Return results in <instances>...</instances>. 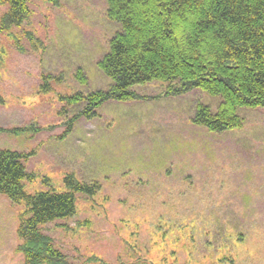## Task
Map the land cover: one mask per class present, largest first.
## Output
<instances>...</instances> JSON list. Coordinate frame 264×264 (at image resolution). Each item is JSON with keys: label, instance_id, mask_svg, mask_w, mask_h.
<instances>
[{"label": "rangeland", "instance_id": "1", "mask_svg": "<svg viewBox=\"0 0 264 264\" xmlns=\"http://www.w3.org/2000/svg\"><path fill=\"white\" fill-rule=\"evenodd\" d=\"M28 4L29 23L0 34V128L15 129L0 134V150L30 155L27 193L66 191L70 174L99 185L93 197L77 195L74 217L42 228L69 262L264 264V110L241 108V128L208 132L190 118L197 104L215 113L221 99L195 89L109 101L69 130L79 107L60 97L108 89L97 63L120 27L107 19L105 0ZM78 68L86 85L75 78ZM165 88L153 82L133 91L156 97ZM22 211L0 195V264H22Z\"/></svg>", "mask_w": 264, "mask_h": 264}, {"label": "trees", "instance_id": "2", "mask_svg": "<svg viewBox=\"0 0 264 264\" xmlns=\"http://www.w3.org/2000/svg\"><path fill=\"white\" fill-rule=\"evenodd\" d=\"M29 0H0V34H12L29 23ZM106 17L120 27L108 42V50L97 68L111 81L107 90L77 92L60 97L79 111L69 120V130L79 119L93 120L109 101L136 102L161 97H180L197 89L221 99L215 113L197 104L192 124L208 132L239 129L241 108L264 110V0H105ZM33 48L31 32H23ZM18 50H22L16 41ZM76 80L86 85L83 70ZM153 82L166 85L156 97L141 96L133 88ZM14 130L0 128L1 133ZM30 155L0 150V195L12 205L23 206L18 218L16 252L22 264H71L53 239L44 234L47 224L72 218L77 212V195L93 197L97 183L64 178L66 191L53 188L27 193L32 182L25 166ZM49 183L47 178L44 179ZM242 242V236H239ZM173 256V255H171ZM227 260V261H226ZM227 264L231 259L223 258ZM89 264H111L92 257ZM159 264L139 259L131 263Z\"/></svg>", "mask_w": 264, "mask_h": 264}]
</instances>
